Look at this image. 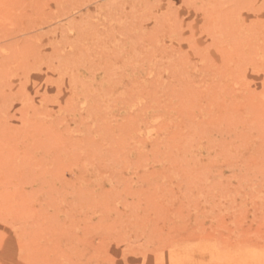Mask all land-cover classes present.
I'll return each mask as SVG.
<instances>
[{
  "label": "rangeland",
  "instance_id": "374dc122",
  "mask_svg": "<svg viewBox=\"0 0 264 264\" xmlns=\"http://www.w3.org/2000/svg\"><path fill=\"white\" fill-rule=\"evenodd\" d=\"M0 264H264V0H0Z\"/></svg>",
  "mask_w": 264,
  "mask_h": 264
}]
</instances>
